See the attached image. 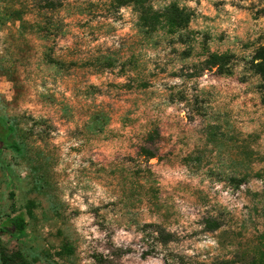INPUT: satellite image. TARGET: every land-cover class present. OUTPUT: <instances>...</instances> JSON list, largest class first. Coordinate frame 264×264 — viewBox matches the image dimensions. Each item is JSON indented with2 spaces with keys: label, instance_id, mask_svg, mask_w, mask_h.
<instances>
[{
  "label": "rangeland",
  "instance_id": "rangeland-1",
  "mask_svg": "<svg viewBox=\"0 0 264 264\" xmlns=\"http://www.w3.org/2000/svg\"><path fill=\"white\" fill-rule=\"evenodd\" d=\"M58 1L0 0V120L19 147H0V223L27 222L0 234V264H264V0H148L191 14L178 34L113 0Z\"/></svg>",
  "mask_w": 264,
  "mask_h": 264
},
{
  "label": "trees",
  "instance_id": "trees-1",
  "mask_svg": "<svg viewBox=\"0 0 264 264\" xmlns=\"http://www.w3.org/2000/svg\"><path fill=\"white\" fill-rule=\"evenodd\" d=\"M46 8H60L63 5L62 1L53 2V0H44ZM111 5L119 10L125 6H131L135 13H137L138 25L144 30L146 34L151 33L156 29L160 23H164L169 31H175L177 34L182 32L189 24L191 14L185 9H179L176 5L171 4L164 8L162 11H156L148 3V0H113ZM180 41L186 43L191 40L190 36L179 35ZM232 62V56L230 54H211L204 62L205 70H215L218 74H229L227 67ZM251 65L253 72L259 77L260 85L259 91L261 94V102L264 104V43L260 45L254 52L251 58ZM13 132L12 127L1 124L0 120V133L4 134L7 138L4 147L12 148L19 151V147L10 141L11 134ZM151 138V137H150ZM144 157L147 160L153 159L155 155L150 152H144ZM264 194V189H263ZM208 231L213 232L219 228V224L215 221L207 222ZM27 222L25 215L22 212L14 213L12 216H8L0 223V234H10L15 238H23L26 236ZM149 231L148 237L159 246H167L173 241V235L167 232L165 229L158 225L148 224L145 227ZM146 233V232H145ZM155 248L142 252V257H147L154 252ZM3 263L7 262V258L2 257ZM163 264H171L168 258L163 259ZM220 264H227L225 262ZM251 264H263L252 262Z\"/></svg>",
  "mask_w": 264,
  "mask_h": 264
},
{
  "label": "flooded vegetation",
  "instance_id": "flooded-vegetation-1",
  "mask_svg": "<svg viewBox=\"0 0 264 264\" xmlns=\"http://www.w3.org/2000/svg\"><path fill=\"white\" fill-rule=\"evenodd\" d=\"M7 138L0 133V147L5 145Z\"/></svg>",
  "mask_w": 264,
  "mask_h": 264
}]
</instances>
